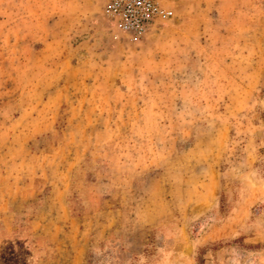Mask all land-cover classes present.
Wrapping results in <instances>:
<instances>
[{
	"label": "rangeland",
	"instance_id": "obj_1",
	"mask_svg": "<svg viewBox=\"0 0 264 264\" xmlns=\"http://www.w3.org/2000/svg\"><path fill=\"white\" fill-rule=\"evenodd\" d=\"M0 0V264H264V0Z\"/></svg>",
	"mask_w": 264,
	"mask_h": 264
},
{
	"label": "built area",
	"instance_id": "obj_2",
	"mask_svg": "<svg viewBox=\"0 0 264 264\" xmlns=\"http://www.w3.org/2000/svg\"><path fill=\"white\" fill-rule=\"evenodd\" d=\"M106 12L123 31L136 37L159 29L174 16L161 0H108Z\"/></svg>",
	"mask_w": 264,
	"mask_h": 264
}]
</instances>
